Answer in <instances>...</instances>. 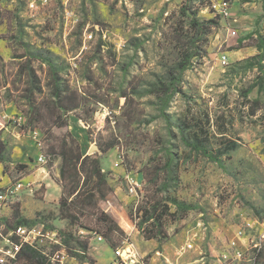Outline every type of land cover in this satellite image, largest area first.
<instances>
[{"label":"rangeland","instance_id":"rangeland-1","mask_svg":"<svg viewBox=\"0 0 264 264\" xmlns=\"http://www.w3.org/2000/svg\"><path fill=\"white\" fill-rule=\"evenodd\" d=\"M185 4L186 0H49L32 10L28 0H0V141L8 159L6 164L0 163V189L18 181L34 188V194L24 192L19 203L4 206L1 217L12 225L14 210L19 208L30 219L43 216L50 229L72 232L88 242L87 262L68 252L71 257L63 264H110L118 247H110L101 234L104 242H97L92 231L59 218L61 159L52 156L51 169L48 164H38L39 155L49 153L47 132L52 126L42 124L34 132L25 129L28 108L21 96L25 84L17 75L21 63L18 57L23 55L21 41L49 50L71 64L74 70L66 73L72 85L87 94L85 108L94 110L91 116L84 114V108L71 113L68 127L55 128L52 134L72 132L86 155H93L90 151L95 146L117 143L102 156L115 197L111 206L101 204L124 232L115 240L117 246L132 245L147 264H264V247L256 263L251 254L241 261L223 262L220 258L245 218L264 221V108L253 117L241 97L242 90L258 78L256 68L242 67L259 53L252 45L257 31L264 35V0L231 2L228 15L212 29L206 55L194 60L184 76L187 96L175 97L169 110L171 126L159 117L155 98L134 96L127 103L121 94L120 87L128 85L125 80L144 86L181 59L186 46L179 36L190 33L182 14ZM213 11L212 5L202 8L200 18L216 19ZM135 39L143 44L139 50L133 46ZM101 41L110 46V53L106 46L102 54L97 53ZM240 45L243 48L237 49ZM222 55L227 56L228 64L221 63ZM35 66L43 85H47L48 68L40 63ZM124 66L128 69L126 75ZM88 70L94 82L85 79ZM251 99H260L264 104V91L255 90ZM179 118L187 119L194 130L198 121H203L213 135L214 146L219 143V130L225 126L228 137L240 144L231 160L226 159L232 175L203 156L190 154L175 127ZM168 149L181 156L179 184L170 194L198 205L202 211H193L182 221L167 219V237L160 244L145 240L139 231L137 209L155 196L164 195L159 185L153 184L154 167L164 160ZM38 170L39 176L33 177ZM127 175L141 184L138 197L129 193ZM164 178L161 174L159 183ZM259 230L264 231V227ZM192 238L194 249L182 254L181 249ZM41 248L49 259L60 264L51 245ZM14 264L31 262L20 258Z\"/></svg>","mask_w":264,"mask_h":264},{"label":"trees","instance_id":"trees-1","mask_svg":"<svg viewBox=\"0 0 264 264\" xmlns=\"http://www.w3.org/2000/svg\"><path fill=\"white\" fill-rule=\"evenodd\" d=\"M212 0H186L182 8V14L187 19V25L190 33L179 36L185 44V51L181 59L163 75L157 76L156 80L142 84L134 85L133 81L124 83L120 87L121 94L126 98L127 103L132 101L134 96H151L156 99L159 106V117L165 119L171 126L173 123L169 114L171 105L177 95L187 96L183 89L184 76L193 66L194 60L202 59L206 55L205 46L212 33V29L218 25V21L224 15L216 13V19L202 20L200 11L202 8L212 5ZM231 4L234 0H220ZM213 8V5H212ZM256 49L259 53L245 61L243 69L256 68L258 71L257 82L247 89H243L241 97L244 104L249 108V114L253 117L263 110L264 104L260 99H251L255 90L264 91V35L257 31L255 40ZM136 50L141 49L143 44L139 39L132 41ZM23 55L18 67L17 75L20 81H24V89L21 93L28 111L25 115L27 132H34L40 125L52 126L48 130L49 153H44L48 161V169H51L54 163L52 156L61 159L59 169V184L62 189L60 198L59 218L67 220L71 226H79L89 231H96L106 239L110 247L117 248L115 240L124 236V232L116 220L105 210L101 204L111 206L112 199L115 197L114 187L110 184L108 174L104 171L102 165V156L115 148L117 143L107 145H98L99 151L93 155H86L79 141L70 131H66L62 136L52 134V130L65 129L68 127V116L71 113L83 109L86 116H91L94 110L85 108L87 106V94L81 89L72 85L70 72L74 67L62 61L49 50L35 48L21 41ZM109 47L107 52H111L110 46L102 42L98 47L97 53L102 54L104 47ZM243 48L242 45L237 49ZM101 60L100 56H98ZM35 63H40L48 68V83L43 85ZM124 74L128 69L123 67ZM68 76V77H67ZM85 79L94 82L92 71L88 70ZM102 99L97 103H101ZM209 118V117H207ZM223 120V117H220ZM197 130L187 122V119L179 118L175 122V127L180 133L181 143L189 149L190 154L201 155L210 162L217 164L228 174H233L231 168L226 165V159L231 160L232 154L239 148L238 141L228 137V130L223 126L220 133L218 145L211 144L213 136L209 129H205L203 121H198ZM164 160L158 162L155 167V180L153 184L159 185V192L164 193L162 197L155 196L151 201L137 209L139 215L138 228L143 234L145 240H156L160 244L166 239V221L167 219L182 221L193 211H202L201 207L192 203H186L178 200L170 194L171 190L179 184V175L181 168V156L171 149L166 150ZM6 148L0 141V163H7ZM25 169L26 167H22ZM161 174L165 176L159 183ZM264 211V209H263ZM259 216L261 214L258 212ZM12 225L32 226L37 220L24 217L19 208L14 210ZM6 222V221H5ZM8 225V227H12ZM62 246L82 263L89 259L87 254L89 250L88 242L82 241L80 237L72 232L60 230ZM263 252V251H262ZM254 256V263L258 262L263 254ZM20 258H25L31 264H48V259L39 251L24 247Z\"/></svg>","mask_w":264,"mask_h":264},{"label":"built area","instance_id":"built-area-1","mask_svg":"<svg viewBox=\"0 0 264 264\" xmlns=\"http://www.w3.org/2000/svg\"><path fill=\"white\" fill-rule=\"evenodd\" d=\"M48 2L49 0H28L32 10L38 9V4L46 5ZM212 5L218 14L228 15L230 3L217 0ZM220 61L223 65L228 64L227 56L222 55ZM38 164L41 166L47 165L48 158L44 154H40ZM126 184L129 193L138 197V191L141 189L138 179L127 175ZM24 192L34 194L32 184L18 181L5 189H0V241L4 243V246L0 247V264L16 263L20 259V254L24 247H31L39 251L48 259V264H55L54 259H49L46 251L41 248L47 244L51 245V249H54L53 251H57L55 257L58 258V263L63 264V261L69 259L71 256L66 248L62 246L60 230L48 228V223L43 216H39L37 218L38 222L32 226L12 225V227H8V224L3 221L1 210L6 205L19 203L22 200ZM258 226L264 227V221L245 218L242 225L236 229L234 236L229 240L227 252L220 256L222 261L227 262L230 259L241 261L247 254H251L254 257L261 253L264 247V231L261 232ZM80 234L84 235L85 233L80 232ZM91 235L97 242H104L103 237L98 233L91 232ZM193 249L194 238L184 245L181 252L184 254ZM158 255L162 256L160 253ZM114 256L115 259L110 264H147L145 258L138 255L132 245L118 247L114 251Z\"/></svg>","mask_w":264,"mask_h":264},{"label":"water","instance_id":"water-1","mask_svg":"<svg viewBox=\"0 0 264 264\" xmlns=\"http://www.w3.org/2000/svg\"><path fill=\"white\" fill-rule=\"evenodd\" d=\"M99 151V148L97 146L93 147L90 151V154H93L95 152H98Z\"/></svg>","mask_w":264,"mask_h":264},{"label":"crops","instance_id":"crops-1","mask_svg":"<svg viewBox=\"0 0 264 264\" xmlns=\"http://www.w3.org/2000/svg\"><path fill=\"white\" fill-rule=\"evenodd\" d=\"M39 170L38 171H36V172H34L32 175H33V177H35V176H39ZM61 193H62V191H61ZM24 217H26L25 215H23ZM26 218H28V217H26ZM28 219H30V218H28ZM235 233V232H234ZM233 236H234V234H233Z\"/></svg>","mask_w":264,"mask_h":264}]
</instances>
